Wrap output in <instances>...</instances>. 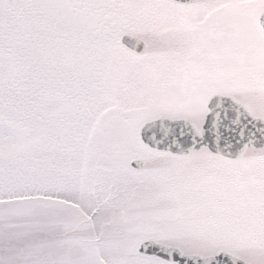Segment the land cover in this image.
Returning <instances> with one entry per match:
<instances>
[{
  "label": "snow or ice",
  "instance_id": "1",
  "mask_svg": "<svg viewBox=\"0 0 264 264\" xmlns=\"http://www.w3.org/2000/svg\"><path fill=\"white\" fill-rule=\"evenodd\" d=\"M0 264H264V0H0Z\"/></svg>",
  "mask_w": 264,
  "mask_h": 264
}]
</instances>
